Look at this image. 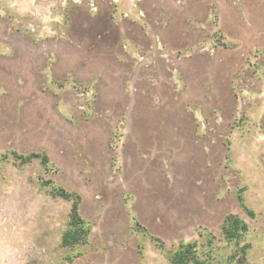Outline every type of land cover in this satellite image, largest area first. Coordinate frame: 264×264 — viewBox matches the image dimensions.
<instances>
[{
  "label": "rangeland",
  "instance_id": "374dc122",
  "mask_svg": "<svg viewBox=\"0 0 264 264\" xmlns=\"http://www.w3.org/2000/svg\"><path fill=\"white\" fill-rule=\"evenodd\" d=\"M53 186L87 243H63ZM209 239L213 264H264V0H0V264H172Z\"/></svg>",
  "mask_w": 264,
  "mask_h": 264
},
{
  "label": "trees",
  "instance_id": "16d2710c",
  "mask_svg": "<svg viewBox=\"0 0 264 264\" xmlns=\"http://www.w3.org/2000/svg\"><path fill=\"white\" fill-rule=\"evenodd\" d=\"M15 157L22 163L27 164L31 163L34 160H40L41 163L45 166L50 164L49 157L46 154H31V155H18L15 154ZM52 185V182H49ZM53 191L57 196H60L66 200H73V210H72V229L64 236L63 243L65 246L75 245L81 243H87L88 237L91 233L90 227L87 226V223L81 218L79 214V204L81 198L77 194L69 193L63 188H57L53 186ZM241 203L243 204V200ZM244 205V204H243ZM246 211L252 216L255 217V214L250 211L246 206ZM222 230L229 242H239V240L248 233L249 226L247 223L236 216H228L223 223ZM157 242L161 241L156 239ZM207 246V249L203 251L205 258H202L199 254L197 243H182L176 251L168 252V259L172 264H213V261L216 259L215 251L213 247V240L209 239L207 245H203V248ZM163 250L166 248L161 245ZM247 246L242 248V254H246Z\"/></svg>",
  "mask_w": 264,
  "mask_h": 264
},
{
  "label": "crops",
  "instance_id": "0c3cea01",
  "mask_svg": "<svg viewBox=\"0 0 264 264\" xmlns=\"http://www.w3.org/2000/svg\"><path fill=\"white\" fill-rule=\"evenodd\" d=\"M1 52H5V49L4 48H1Z\"/></svg>",
  "mask_w": 264,
  "mask_h": 264
}]
</instances>
